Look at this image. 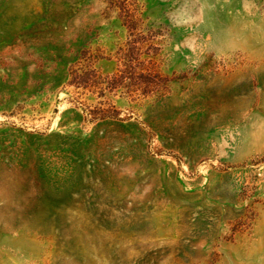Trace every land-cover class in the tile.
Wrapping results in <instances>:
<instances>
[{"label": "rangeland", "instance_id": "374dc122", "mask_svg": "<svg viewBox=\"0 0 264 264\" xmlns=\"http://www.w3.org/2000/svg\"><path fill=\"white\" fill-rule=\"evenodd\" d=\"M0 264H264V0H0Z\"/></svg>", "mask_w": 264, "mask_h": 264}]
</instances>
